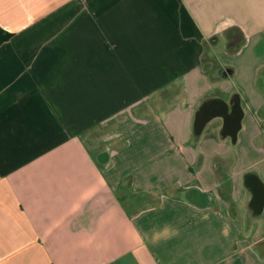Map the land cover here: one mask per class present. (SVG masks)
Wrapping results in <instances>:
<instances>
[{
  "label": "crops",
  "instance_id": "1",
  "mask_svg": "<svg viewBox=\"0 0 264 264\" xmlns=\"http://www.w3.org/2000/svg\"><path fill=\"white\" fill-rule=\"evenodd\" d=\"M0 28V264H264V0H0Z\"/></svg>",
  "mask_w": 264,
  "mask_h": 264
},
{
  "label": "water",
  "instance_id": "2",
  "mask_svg": "<svg viewBox=\"0 0 264 264\" xmlns=\"http://www.w3.org/2000/svg\"><path fill=\"white\" fill-rule=\"evenodd\" d=\"M210 114L211 113H209L208 107H206L205 105L202 106L198 110V112L196 113L195 121H194V130L196 132H200L203 129L205 123L208 120V116ZM242 115L243 113L240 108V105L237 104L236 106L232 108L231 113L228 115L227 119L225 120L224 122L225 127L222 131V134H225L226 132H228L232 134L233 136H235L236 131L240 127V120L242 118Z\"/></svg>",
  "mask_w": 264,
  "mask_h": 264
},
{
  "label": "rangeland",
  "instance_id": "3",
  "mask_svg": "<svg viewBox=\"0 0 264 264\" xmlns=\"http://www.w3.org/2000/svg\"><path fill=\"white\" fill-rule=\"evenodd\" d=\"M98 131H94V132H89V134H87L86 135V140L88 141V142H90V145L92 146V150L94 151V152H96V151H98L99 150V148L100 147H102V146H97L95 143H96V137H94V135L93 134H95V133H97ZM95 145V146H94ZM121 196H124L126 193H125V191H120V193H119Z\"/></svg>",
  "mask_w": 264,
  "mask_h": 264
},
{
  "label": "clouds",
  "instance_id": "4",
  "mask_svg": "<svg viewBox=\"0 0 264 264\" xmlns=\"http://www.w3.org/2000/svg\"><path fill=\"white\" fill-rule=\"evenodd\" d=\"M165 232L168 233V235L166 236V238H171V236L178 234L175 230H172L169 232L168 229H165ZM224 234H227V229L224 230ZM161 239V234L160 233H154L153 237H152V241L153 243H158Z\"/></svg>",
  "mask_w": 264,
  "mask_h": 264
},
{
  "label": "trees",
  "instance_id": "5",
  "mask_svg": "<svg viewBox=\"0 0 264 264\" xmlns=\"http://www.w3.org/2000/svg\"><path fill=\"white\" fill-rule=\"evenodd\" d=\"M237 34V33H236ZM235 34V37H233L236 41H238L239 40V36L238 35H236ZM11 34L9 33V32H6V31H4L3 29H1L0 28V43L2 42V41H4L5 39H7L9 36H10ZM235 41V42H236Z\"/></svg>",
  "mask_w": 264,
  "mask_h": 264
}]
</instances>
